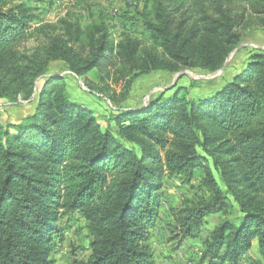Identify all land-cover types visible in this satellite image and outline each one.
<instances>
[{"label":"trees","instance_id":"16d2710c","mask_svg":"<svg viewBox=\"0 0 264 264\" xmlns=\"http://www.w3.org/2000/svg\"><path fill=\"white\" fill-rule=\"evenodd\" d=\"M32 1L0 0V98H38L33 115L0 125V264H57L54 235L74 213L87 222L91 254L71 264H156L150 230L163 179L197 174L203 195L174 212L181 239H201L218 215L202 264H242L255 241L261 259L250 262L264 264V52L210 95L175 87L119 108L105 128L49 75L56 62L89 84L220 71L242 28L264 29V0H143L137 15L149 45L114 39L101 18L34 26ZM29 41L36 46L26 50Z\"/></svg>","mask_w":264,"mask_h":264},{"label":"rangeland","instance_id":"374dc122","mask_svg":"<svg viewBox=\"0 0 264 264\" xmlns=\"http://www.w3.org/2000/svg\"><path fill=\"white\" fill-rule=\"evenodd\" d=\"M143 4V0H33L32 5L37 7L40 16L34 26L57 23L61 19L87 24L101 18L109 25L114 39L132 35L141 39L144 45H149L148 35L139 24L137 15ZM242 33L244 40L240 46L230 54L224 68L214 73L184 68L178 72L159 70L139 76L132 83H101L89 77V81H93L89 84L85 77L72 74L62 62H56L50 65L49 75L63 78L62 83L70 99L91 111L105 128L119 108L146 106L160 95H171L175 87H186L192 98L205 97L219 90L241 71L252 53L264 52L263 28L250 25L242 28ZM35 46L34 41L23 45L26 50ZM42 84L39 81L37 88ZM37 100L36 94L32 100L21 98L18 102L0 98V125L18 124L33 115ZM200 182L199 174L190 183L180 177L167 176L163 179L159 215L150 230V247L156 264H202V241L219 224V216L212 215L207 219L201 239L183 240L174 228V212L186 205L188 200L195 201L203 195ZM58 225L52 259L57 264H71L74 260L87 259L91 254V236L85 219L79 213L64 215ZM248 257L242 264H252L250 261L261 259L256 241Z\"/></svg>","mask_w":264,"mask_h":264}]
</instances>
